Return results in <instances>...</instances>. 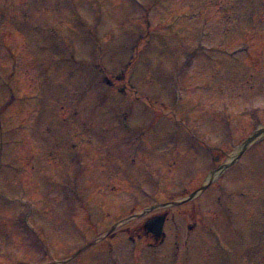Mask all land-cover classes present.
<instances>
[{"label":"rangeland","instance_id":"1","mask_svg":"<svg viewBox=\"0 0 264 264\" xmlns=\"http://www.w3.org/2000/svg\"><path fill=\"white\" fill-rule=\"evenodd\" d=\"M263 125L264 0H0V264L188 197ZM65 264H264V136Z\"/></svg>","mask_w":264,"mask_h":264},{"label":"water","instance_id":"2","mask_svg":"<svg viewBox=\"0 0 264 264\" xmlns=\"http://www.w3.org/2000/svg\"><path fill=\"white\" fill-rule=\"evenodd\" d=\"M264 134V128H260L259 130H257L256 132H254L252 135H250L240 146V152L238 154H236L235 156H232L231 157V161L229 163H226L224 165H222L218 171H223L225 170L226 168H228L229 166H231L232 164H234V162L239 158V155L241 152H243L244 150H246L250 145L251 143H253L255 140H257L258 138L261 137V135ZM218 171L216 172H213L207 183H205L204 185H202L200 188H198L195 192H193L190 196L182 199V200H179V201H172V202H169V203H165V204H159V205H156L154 207H151L149 209H146L145 211H143L141 214L144 215L146 214L147 212L151 211V210H154V209H158V208H164V207H168V206H178V205H181L185 202H188V201H191L193 200L195 197H197L201 192H203L204 190H206L210 185L211 183L214 181V179L216 178L217 176V173ZM138 216V215H136ZM165 219L166 217L164 215H159V216H156L154 218H151L150 220H148V222L146 223V228L149 232L153 233L155 236L157 237H160V236H163V228H164V225H165ZM121 223H119L120 225ZM117 226V225H116ZM116 226H114L108 233H111L115 228ZM103 237L99 238L98 240L94 241L93 243L91 244H94L95 242L99 241L100 239H102ZM90 246V245H89Z\"/></svg>","mask_w":264,"mask_h":264},{"label":"flooded vegetation","instance_id":"3","mask_svg":"<svg viewBox=\"0 0 264 264\" xmlns=\"http://www.w3.org/2000/svg\"><path fill=\"white\" fill-rule=\"evenodd\" d=\"M218 160H219V157H216V161H218ZM147 235H148V237L150 236L151 238H153V240H155V238L151 234L147 233Z\"/></svg>","mask_w":264,"mask_h":264}]
</instances>
